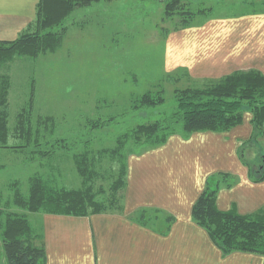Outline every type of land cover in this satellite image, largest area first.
<instances>
[{
	"label": "rangeland",
	"instance_id": "374dc122",
	"mask_svg": "<svg viewBox=\"0 0 264 264\" xmlns=\"http://www.w3.org/2000/svg\"><path fill=\"white\" fill-rule=\"evenodd\" d=\"M188 1L187 8L181 11L184 13L177 12L169 18L164 14V0H101L91 8L76 12L75 23L69 25L60 47L54 52L35 58L15 56L8 63L11 83L7 87L5 110L10 136L6 140L8 147L0 149V194L3 201L13 192V181H17L19 189L24 192L26 180L34 171L41 172L47 179L50 173H54L59 185L78 188L80 178L73 155L82 148L81 141L87 138L91 140L92 153L85 160L89 163L92 158L102 172L105 169L108 172L99 179L97 177L92 186L94 191L103 189L96 196L103 198L108 190L107 184L113 180L111 168L117 164L114 158L102 154V149L113 147V139L122 129L120 122L133 123L128 119L129 111L120 114L122 108L128 105V99L160 84L166 104H173V89L200 85L207 79L193 80L187 72L188 68L179 66L168 74L177 78L182 73L180 79L164 80L167 38L174 36L175 44L180 47L183 41L188 40L187 35L191 31L199 41L193 52L207 60V39L220 40L224 26L228 24L226 21H243L250 13L260 16L264 12V0ZM186 12H190V17L186 16ZM181 20L188 25L184 26ZM180 29L186 30V35L180 32L178 36L176 31ZM177 46L174 45L175 48ZM98 97L102 106L97 112ZM131 113L135 112L131 110ZM114 114L118 115L114 117L113 125L87 133L85 122L88 117L100 115L104 118ZM43 116L52 118L53 130L51 126L40 124L38 117ZM138 116L143 118L139 117L136 122L148 120L147 113L143 111ZM247 116L248 113L242 115L241 123L246 122ZM19 125L27 132H20ZM205 133L202 131L198 132L201 135L192 136L193 133L187 138L174 135L178 137L177 141L167 142L168 139L163 144L165 149H174L178 154L176 158L165 159L168 164H164L159 178L169 180L167 168L177 170L183 177L185 172H192L197 154L207 158L210 149L214 152L215 144L207 141ZM50 136L65 137L69 142L67 146L73 142L77 148H73L72 144L68 149L53 146L54 155L47 158L33 154L32 151L38 148L49 150L46 140ZM34 138L39 145L32 143ZM256 140L264 151V125ZM130 155L134 154H128L127 158ZM1 208L6 209L5 206ZM9 210L21 212L16 206ZM139 213L135 212L133 216ZM35 224L38 225L37 222ZM0 264H7L1 233Z\"/></svg>",
	"mask_w": 264,
	"mask_h": 264
},
{
	"label": "trees",
	"instance_id": "16d2710c",
	"mask_svg": "<svg viewBox=\"0 0 264 264\" xmlns=\"http://www.w3.org/2000/svg\"><path fill=\"white\" fill-rule=\"evenodd\" d=\"M100 1L38 0L35 19L28 28L13 40L0 41V149L8 147L6 140L10 136L5 110L7 87L11 83L8 63L15 56L35 58L47 52H54L60 47L63 37L68 32V26L75 23L76 12L91 8ZM188 3V0H164L165 16L170 18L174 13L181 12L187 8L185 6ZM189 13L186 12L187 17H190ZM182 23L184 26L188 25L186 21ZM181 75L182 73L173 78L165 72L164 80L176 81ZM202 82L200 85L173 89L174 103L169 105L165 102L160 84L128 99V105L122 108L120 114L129 111L128 119L133 123L120 122L122 129L114 137L113 147L102 149V154L108 155L110 159L114 158L117 164L111 168L113 180L107 184L108 190L103 198H96L103 189L94 191L92 186L97 177L99 179L102 174L108 172L106 169L102 172L92 158L89 163L85 160L88 154L92 153L90 138L82 140V148L73 155L75 169L80 178L78 188L59 185L56 174L50 173L47 179L39 171H34L28 176L24 192L19 189L18 182L13 181L11 184L13 192L9 193L5 201L0 194V233L7 264H45L40 222L43 213L87 216L121 210L128 154L137 155L158 147L173 135L187 138L202 131L225 132L241 124L244 113H250L252 132L249 139L240 146L238 153L248 166L250 180L254 182L264 180V151L256 140L264 125V74L257 69L236 70L220 78L205 79ZM96 104L98 112L102 106L99 97ZM29 106L31 108L30 102ZM131 110L135 113H131ZM142 111L147 113L148 120L136 122L135 120L140 117L138 114ZM117 115L104 118L100 115L88 117L85 122L87 133L92 132V129L113 125L114 117ZM24 118L27 119L26 116ZM38 120L43 127L51 126L53 130V120L50 116L38 117ZM22 127L19 125L18 130L20 131ZM24 131L27 132L26 129L20 132ZM35 138L32 143L39 145ZM59 138L50 136L49 140H46L49 150L38 148L32 153H36L39 158H47L54 155L53 146L60 145L68 149L72 144L73 148H77L73 142L67 146L69 142L64 139L65 137ZM250 152L253 157L249 159L246 154ZM39 164L42 165V161H39ZM235 182V178L226 172L210 175L192 205L191 218L207 232L223 255L235 251L264 255V207L251 214H241L234 208L221 210L216 205L219 189L230 187ZM2 206L6 209L3 210ZM12 206L18 207L21 212L9 210ZM152 211L159 212L142 209L139 210L140 215L134 217L145 222Z\"/></svg>",
	"mask_w": 264,
	"mask_h": 264
},
{
	"label": "crops",
	"instance_id": "0c3cea01",
	"mask_svg": "<svg viewBox=\"0 0 264 264\" xmlns=\"http://www.w3.org/2000/svg\"><path fill=\"white\" fill-rule=\"evenodd\" d=\"M37 2L0 0V41L13 40L28 28L35 19ZM260 16L250 13L243 21H226L220 40L207 39V60L193 52L199 41L191 31L180 47L174 36L168 37L163 62L166 72L186 66L193 79H217L246 69L264 74V12ZM180 32L187 33L180 29L178 36ZM248 114L246 122L224 133L206 131L207 141H212L216 150L210 149L207 158L197 154L192 172L183 177L167 168L169 180L159 178L168 164L165 159L178 154L163 144L130 155L119 211L87 216L41 214L45 264H264L261 254L235 251L223 255L191 218L192 205L206 179L218 172L229 173L236 180L232 186L219 189V209L251 214L264 207V180H250L248 166L238 153L252 132ZM197 135L201 134L192 136ZM170 140L178 137L173 135L167 142ZM246 155L253 157L251 152ZM142 209L159 212L152 211L142 222L133 216Z\"/></svg>",
	"mask_w": 264,
	"mask_h": 264
}]
</instances>
